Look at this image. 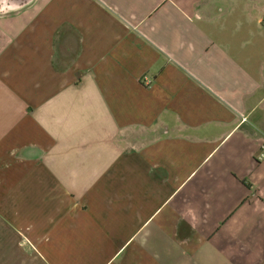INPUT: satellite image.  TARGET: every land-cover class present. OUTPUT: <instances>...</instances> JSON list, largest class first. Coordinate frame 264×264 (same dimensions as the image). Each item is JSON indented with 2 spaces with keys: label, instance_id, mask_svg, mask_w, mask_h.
Here are the masks:
<instances>
[{
  "label": "crops",
  "instance_id": "obj_1",
  "mask_svg": "<svg viewBox=\"0 0 264 264\" xmlns=\"http://www.w3.org/2000/svg\"><path fill=\"white\" fill-rule=\"evenodd\" d=\"M264 0H0V264H264Z\"/></svg>",
  "mask_w": 264,
  "mask_h": 264
},
{
  "label": "built area",
  "instance_id": "obj_2",
  "mask_svg": "<svg viewBox=\"0 0 264 264\" xmlns=\"http://www.w3.org/2000/svg\"><path fill=\"white\" fill-rule=\"evenodd\" d=\"M263 157H264V146L262 145L259 158H263Z\"/></svg>",
  "mask_w": 264,
  "mask_h": 264
}]
</instances>
